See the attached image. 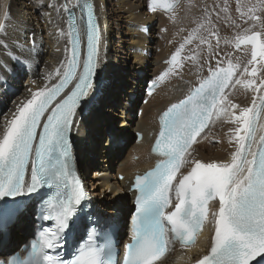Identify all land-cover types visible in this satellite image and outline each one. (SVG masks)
Wrapping results in <instances>:
<instances>
[{
  "label": "snow or ice",
  "instance_id": "6c2138e0",
  "mask_svg": "<svg viewBox=\"0 0 264 264\" xmlns=\"http://www.w3.org/2000/svg\"><path fill=\"white\" fill-rule=\"evenodd\" d=\"M158 6V0H152L150 10ZM82 7L87 11L86 50L82 51L79 28L71 13L67 33L70 47L65 48V59L48 77L56 82L32 93L26 103L18 104L0 132V200L36 194L40 197V219L48 222L40 229L27 258L14 256L4 264H112L110 242L97 245L92 231H88V239L70 259L48 251L63 249L78 227H88L82 225L88 218V194L72 161L71 134L77 109L88 95L99 62V29L92 5L85 0ZM222 10L227 12V5ZM236 11L244 23L252 22L236 36V47L251 44L248 63L256 62L258 56L259 62L264 63V36L262 31L253 30L257 25L264 29V16L257 14L264 13V0L256 5L238 0ZM4 15L7 17V11ZM4 28L0 23V29ZM192 39L189 36L171 57L173 66L180 50ZM199 40L204 44L208 37L200 36ZM233 69L231 62L227 68L220 67L219 62L215 69L210 67L209 76L198 87L162 114L153 152L164 159L145 175L136 177L132 240L127 245L124 264H155L167 250L169 233L182 244L195 243L208 219L207 205L217 198L219 209L213 213L210 252L196 264H252L253 260L264 264V136L257 142L255 135L257 122L264 115V95L259 97V103L254 98L252 107L233 114L239 127L235 129L236 150L229 162L185 159L213 114L219 115L218 106L227 100L225 90L233 85ZM171 71L172 68L168 70ZM243 71L249 70L245 67ZM250 75L256 76L255 68ZM234 83L242 81L236 79ZM255 83L254 79L249 80L245 86L251 88ZM260 83L264 86V80ZM236 107L232 104L233 109ZM184 165L190 170L181 173L177 180ZM45 189L48 191L41 195ZM11 219V213L0 214V230Z\"/></svg>",
  "mask_w": 264,
  "mask_h": 264
},
{
  "label": "bare ground",
  "instance_id": "6f19581e",
  "mask_svg": "<svg viewBox=\"0 0 264 264\" xmlns=\"http://www.w3.org/2000/svg\"><path fill=\"white\" fill-rule=\"evenodd\" d=\"M232 1L238 2V0ZM240 2L242 4L249 3L250 5L259 3L257 0H240ZM75 3V0H0V23L5 25L4 29H0V132H2L6 119L12 117L18 104L22 102L26 103L28 99H31L32 93L56 82L55 79L50 80L48 78L49 74L54 73L60 62L65 59V48L69 47V37L67 35L69 32V22L65 18L64 9L70 11L72 10L71 7L79 6ZM124 4H129L128 0H100V4L99 1L93 0L94 18L96 17L99 22V62L92 82V89L87 99L77 109L76 124L72 135L76 139L75 143L78 146V151L80 150V145L87 147V149L90 145L88 129L98 132V128H96L97 122L94 119L95 113H102V117H105L107 115L106 107L113 106L121 109L123 116L125 110L133 112L134 108L138 105L136 101V105L132 104L130 106L131 99L136 97L133 94V81L138 84L140 76L149 69V72H151L154 67L153 60L149 61L154 56L148 52L147 55L136 57L133 55V63H146L143 66L142 72L136 78L126 76V78L122 79V74H119L117 71L122 64L120 57L129 60V52L125 49L126 46H130L133 42L137 41L140 34L138 29L134 30L132 28L130 17L125 15ZM131 4L141 5L138 3V0H132ZM187 4V0H183L176 11L180 10L181 7H187L188 14L192 16L196 15L199 1H193L191 6ZM205 4L210 6L211 2L208 1ZM230 4L227 1V11L232 15L217 12L214 18V23L219 28L222 40L226 43H231L230 49L226 45H220L218 48L211 45V49L207 45L208 50L206 53H204V49H198L193 52V57L195 58H188L182 65L183 72L188 74L196 72L202 59H204V62L208 60L207 56L212 58V60L216 59L217 54L228 55L230 58L235 57L232 43L236 42V36L241 34L244 29L249 28L252 22L244 23V20L240 17V13L236 11L237 6H233L232 4V6H229ZM102 9L104 10L102 11ZM5 11L8 13L7 17L4 15ZM241 11H245V9L242 8ZM257 14L264 16V13L258 12ZM79 15H81V12H79ZM81 19L82 15L80 16V23ZM136 20L139 22L138 19ZM237 24L239 27H237ZM146 25L143 24L142 26V23H140L137 27L142 32H147L149 26L146 27ZM253 30L264 31L259 25L253 28ZM61 33L64 34L62 35ZM79 37L83 41L86 33L81 30ZM168 47L171 46L164 45L160 48V53ZM167 52L164 51L160 57L155 56L156 61L165 56ZM218 62L219 65H222L220 61L211 62V65H217ZM111 69H113L111 71V78L108 79V71ZM134 69L140 70V66H135ZM260 69L264 74V66ZM131 71L132 69L127 67V72L131 73ZM174 75L175 73L168 77L167 83H164L166 86L161 87L155 99L145 106L144 113H142L140 118L135 120V126H131L132 124L128 126V128L134 127V133L146 131L153 125V122L151 123L152 116L155 113V108H159L162 105L160 101L163 100L162 95L164 92H168L174 88L172 84L176 85L181 82L177 78L178 75L170 81ZM253 79L258 83L257 79ZM253 79L245 80V82ZM245 82L242 87L237 86L227 94L228 101H225L226 104H224L223 109L225 111L229 108V115L222 119L223 111L218 119L220 122L217 126L214 124L210 130V135L202 136L196 144L195 153L201 155L203 159L209 160V162H214L215 160L228 162L232 153L236 150L233 145L228 143V139L231 138L230 134L234 133L235 129L239 126L232 119V116L233 114L239 115L242 108L252 107L255 98L254 86L248 88L245 86ZM125 95H128V97L123 100L122 104L121 97H125ZM94 96L95 99L98 98L97 102L101 108V112L96 110L95 107H91ZM119 98L120 101H117ZM232 104L237 105V107L233 109ZM117 112H120V110L114 111V113ZM131 116L134 115L132 114ZM126 118L129 119L128 117ZM102 125L100 124L99 128L101 127L103 130L105 127ZM212 138H217L219 143L216 145L211 144ZM117 141H121V138L118 137ZM144 148V141L140 145H133L131 149L137 151L136 155L140 157L136 163L132 162L131 158H128L123 160V165H106L110 170L105 171V173L99 172V177H97L96 170L93 171L91 177L93 179L88 184L86 182L90 174L87 175L86 168L80 169L81 175L90 191L88 198L96 204V209H98V213L102 216L104 211L111 215L117 206L115 200L119 199L118 197L125 196L124 185L117 181V173L127 174L128 171L135 169L138 165H148L146 155L143 153ZM85 155L86 153L82 154L83 159ZM111 169L116 170L114 171L116 174H113ZM100 179L103 180L100 181ZM111 198H114L113 202H111ZM124 199H127V197H124ZM8 230L11 231L10 228ZM23 233H18L17 238L19 240L23 239ZM200 240L204 242V237ZM194 249L199 250V248L195 247Z\"/></svg>",
  "mask_w": 264,
  "mask_h": 264
},
{
  "label": "rangeland",
  "instance_id": "374dc122",
  "mask_svg": "<svg viewBox=\"0 0 264 264\" xmlns=\"http://www.w3.org/2000/svg\"><path fill=\"white\" fill-rule=\"evenodd\" d=\"M1 1H2V0H1ZM257 1L260 2V0H257ZM128 2H129V4H131V3H132V0H128ZM138 3L141 4V2H139V1H138ZM124 5H126V4H124ZM66 11H67V10L64 9V12H66ZM104 17L107 18V16H105V15H104ZM237 25H238V24H237ZM120 59H122V58H120ZM120 61H121V60H120ZM126 97H128V95H125V97H121V103H122V104H123V100H125ZM118 100L120 101V98L117 99V101H118ZM157 103H158V102H157ZM116 110H117V111L120 110V112H117V113H118V114L121 113L120 115H122V111H121V109L116 108ZM113 112H114V111H113ZM133 115H134V114H133ZM133 128H134V127H133ZM131 133H134V132H131ZM87 150H88V149H87ZM105 171H106V170H105ZM113 171H116V170L113 169ZM110 173L112 174L111 171H110ZM113 174H116V172H113ZM90 175H92V174H90ZM91 179H93V178H91V177H90V178H87V182H86V183L88 184L89 181H90ZM102 180H103V179H100V181H102Z\"/></svg>",
  "mask_w": 264,
  "mask_h": 264
}]
</instances>
